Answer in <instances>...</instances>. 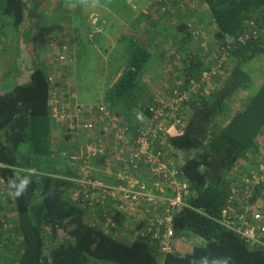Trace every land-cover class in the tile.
<instances>
[{
    "label": "trees",
    "instance_id": "obj_1",
    "mask_svg": "<svg viewBox=\"0 0 264 264\" xmlns=\"http://www.w3.org/2000/svg\"><path fill=\"white\" fill-rule=\"evenodd\" d=\"M26 1L0 0L3 15L22 42V25L30 12ZM202 2L217 27L212 40H205L204 24H189L190 17L179 13L176 44L168 56L185 55L178 75L180 89H190V80L199 81L203 71L212 67L218 45H226L227 35L234 38L235 46L230 63L224 64V73L212 81L209 92L202 87L191 90L185 102L189 122L182 134L168 142L175 155L185 156L182 170L191 183L189 202L195 209L184 208L176 214L177 240L165 264H264L262 248L251 246L213 219L227 202L230 178L234 173L247 174L242 162H250L251 171L264 161L259 142L264 131V80L251 94L252 79L245 67L264 57V0H200L197 10ZM199 27L204 32L196 37L193 31ZM254 28L259 30L257 36ZM248 30L250 36L240 42L238 35ZM191 41L197 45L192 47ZM128 44V65L103 101L134 123L139 114H148L152 93L148 96L143 73L154 54L137 40L130 39ZM63 69H59L61 75L69 77ZM57 70L34 66L26 81L0 92V160L6 164L0 176L9 191L7 211L14 220L10 225L16 222L17 231L0 226V247L13 253L9 264H158L154 244L141 237L125 240L120 233L86 222L84 209L69 196L73 182L62 175L76 173L60 148H54L55 126L48 106V74ZM240 101L244 103L239 105ZM189 237L195 239L193 243Z\"/></svg>",
    "mask_w": 264,
    "mask_h": 264
},
{
    "label": "built area",
    "instance_id": "obj_2",
    "mask_svg": "<svg viewBox=\"0 0 264 264\" xmlns=\"http://www.w3.org/2000/svg\"><path fill=\"white\" fill-rule=\"evenodd\" d=\"M197 2L151 0L143 12L150 15L154 4L162 13L175 4L195 10ZM95 31L100 28L96 26ZM203 32V28H195L193 35L198 37ZM258 32L252 30L255 36ZM249 36L248 30L239 34L238 40L245 43ZM224 42L226 45H218L215 62L203 71L199 81L192 78L190 89H180V80L164 81L149 97L148 114H139L134 123L112 111L104 101L79 103L69 77L59 71L48 74V106L55 126L53 145L56 140L59 149L63 142L62 154L76 173L62 175L73 182L71 199L93 219V225L115 234L128 232L130 241L141 237L154 244L158 264H165L166 256L174 251L176 214L184 208L195 209L189 202L193 189L182 170L183 158L175 155L168 142L182 134L189 122L185 102L191 90L202 87L208 93L212 81L224 73V64L230 61V50L235 46L229 35ZM66 59L64 52L54 56L58 64ZM172 61L167 63L171 70ZM3 167L6 164L0 160V169ZM230 179L227 202L220 216L213 219L239 233L251 246L264 250V161L247 174L234 173ZM8 196L6 181L0 176V226L5 230L11 229Z\"/></svg>",
    "mask_w": 264,
    "mask_h": 264
},
{
    "label": "crops",
    "instance_id": "obj_3",
    "mask_svg": "<svg viewBox=\"0 0 264 264\" xmlns=\"http://www.w3.org/2000/svg\"><path fill=\"white\" fill-rule=\"evenodd\" d=\"M88 2V0H85ZM90 1V0H89ZM100 6V11H90V17H87V23L90 22L93 25L87 26V28L95 30V27L100 28L101 33L96 37V41L99 44L97 47L110 48V52L113 48H118L119 56L128 57L129 53V40L134 39L138 42L146 45L154 54L151 62L143 73V81L148 87V96L153 90L162 86L164 81L179 80V74L175 75V70L182 73L183 71V55H177L176 57H170L169 49L176 44V25L179 20V13L188 15V23H193L198 26H204L207 31L205 40H212L211 35L216 29L215 23H211L210 15H205L206 3L202 2L201 10L191 11L180 8V5L170 6L168 12L162 13L159 11L158 6H154L150 15H146L143 10L148 6L151 0H92ZM200 2V0H197ZM27 10H30L26 20V25H22L24 30V42L15 36L14 30L8 24L9 18L5 17L0 9V92L13 87L16 83L26 81L28 72L34 66L44 67L46 71L56 70L62 67L69 74H72L74 69L73 63L76 62L77 39L71 35L70 30L78 29L83 24V19L76 18V23L73 21L74 7L71 8V15L69 22L64 21L69 16H64L62 8L66 9V6H70L71 3H77L78 7L83 5V1L77 2L76 0H27ZM105 7L104 9H101ZM106 12V16L103 14ZM60 16V25L54 24L53 15ZM209 14V12H208ZM64 17V18H63ZM94 20H97V24H94ZM212 29V31H211ZM46 30L53 31L59 34L61 43L63 44L59 52H64L68 57V63L65 65H57L53 59L56 53L50 55L47 54L49 48L48 45H55L53 42L45 43L42 34ZM105 32V33H104ZM94 38V34H90ZM181 36L177 37L180 39ZM193 42V41H191ZM197 42V41H196ZM193 47L197 44L192 43ZM72 50V56L70 57L68 50ZM162 49V52L160 51ZM66 50V52L64 51ZM164 52V53H163ZM107 58H109L107 56ZM53 59V61H52ZM173 60V61H172ZM172 61L174 69L167 68V63ZM128 63V62H127ZM127 67V66H126ZM63 69V70H64ZM182 69V70H181ZM125 69L120 68L115 75L112 76L109 82V88L119 78ZM59 71V70H57ZM60 72V71H59ZM248 93V92H247ZM105 94V93H104ZM249 94V93H248ZM248 94L244 99H247ZM150 97V96H149ZM104 95L102 97L103 101ZM97 103V102H96ZM244 102L240 101V104ZM57 141L54 140L55 148L58 149ZM260 150L264 155V132L260 136ZM64 144L61 142L59 146L60 153L64 154L62 147ZM250 162H242L241 168L244 171H249L252 167ZM71 190H69V196L71 197ZM11 213L8 215L10 221ZM16 222H13L14 228ZM11 228L9 231H16ZM123 232V230H120ZM115 234L113 231H107ZM121 238L127 240L129 238L128 232H123ZM13 253L9 250L4 251L0 247V264H9L12 259Z\"/></svg>",
    "mask_w": 264,
    "mask_h": 264
},
{
    "label": "rangeland",
    "instance_id": "obj_4",
    "mask_svg": "<svg viewBox=\"0 0 264 264\" xmlns=\"http://www.w3.org/2000/svg\"><path fill=\"white\" fill-rule=\"evenodd\" d=\"M77 2L83 1V5L78 7L77 3H71L70 6H66V9L62 8V13L64 16H69V18H65L64 21H68L70 19V13L71 8L74 7L73 12L75 11V15H73V21L76 23V18L78 17L80 21L83 19V24L79 26L78 29H73V31L70 30L71 35L75 36L77 39V51H76V62L73 63L74 69L70 70L72 71V74L70 75V78L73 81V87L72 89L75 92L76 101H78L81 104L86 103H96L101 102L102 97L104 93L109 88V82L113 75L117 72L120 68H126L128 65V57L119 56V50L118 48H113L111 51H113V54L110 52V48L106 47H97L96 45L99 44V42L96 41V37L100 35L101 33H93V29L87 28L89 25H93L90 22L87 23V17H90V11L99 12L100 6L95 1L88 0L86 2L85 0H76ZM82 3V2H81ZM105 7L101 8L104 9ZM184 9L183 11L187 10L188 7H180ZM201 10V7L199 8ZM191 10V11H196ZM103 14L106 16V12H103ZM204 14L209 16L208 10L204 12ZM54 24L60 25V16L55 14L53 15ZM64 18V17H63ZM70 23V22H69ZM26 25V24H24ZM105 33V32H104ZM90 34H94V38ZM213 34V33H212ZM57 33H54L53 31L46 30L44 34H42L43 39L45 40V43L48 45L49 42L55 43V45H48V52L47 54L50 55L52 53L54 56L61 53L60 48L63 45L61 43L60 38H58ZM198 41V40H197ZM201 46L203 43V40L198 41ZM211 42V41H210ZM193 47V46H192ZM191 47V48H192ZM66 52V50H64ZM70 57L73 55L72 50H68ZM195 52V51H194ZM67 56V55H66ZM107 56L109 58H107ZM54 59V57H53ZM52 59V61H53ZM68 57L65 61L62 62V64H67ZM54 62V61H53ZM247 72L251 76L250 81V92L251 94L256 91L257 88L261 85L262 81L264 80V57H257L255 60H251L247 63L245 66ZM61 68H58V70ZM248 91V92H249ZM74 102V98L71 100ZM264 132V131H263ZM63 157H65L63 154H61ZM182 158H185L184 154L181 153L180 155ZM182 161H185L183 159ZM85 221L92 223L94 222L93 219L90 218L89 215L84 214ZM193 237H189L188 241L189 243L194 242ZM193 241V242H192ZM101 264H113L109 262H102Z\"/></svg>",
    "mask_w": 264,
    "mask_h": 264
}]
</instances>
